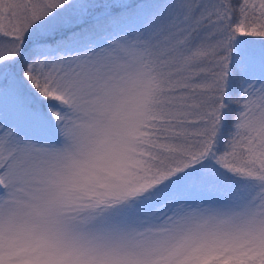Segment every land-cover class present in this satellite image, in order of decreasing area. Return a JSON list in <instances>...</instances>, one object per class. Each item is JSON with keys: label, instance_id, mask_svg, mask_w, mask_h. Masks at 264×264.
I'll list each match as a JSON object with an SVG mask.
<instances>
[{"label": "snow or ice", "instance_id": "obj_1", "mask_svg": "<svg viewBox=\"0 0 264 264\" xmlns=\"http://www.w3.org/2000/svg\"><path fill=\"white\" fill-rule=\"evenodd\" d=\"M0 264H264V0H0Z\"/></svg>", "mask_w": 264, "mask_h": 264}]
</instances>
